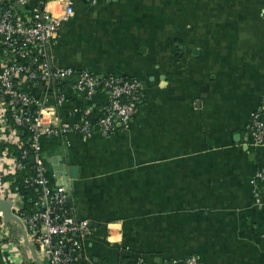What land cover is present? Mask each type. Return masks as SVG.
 <instances>
[{
	"label": "crops",
	"instance_id": "crops-1",
	"mask_svg": "<svg viewBox=\"0 0 264 264\" xmlns=\"http://www.w3.org/2000/svg\"><path fill=\"white\" fill-rule=\"evenodd\" d=\"M52 56L99 79L137 78L145 98L111 137L42 142L54 186L78 169L67 203L92 233L75 264H264V184L260 199L253 184L264 143L250 131L254 114L264 120V0H77ZM35 88L56 106L55 86ZM109 100L69 94L55 117L96 118ZM20 140L0 131V188L2 152Z\"/></svg>",
	"mask_w": 264,
	"mask_h": 264
},
{
	"label": "built area",
	"instance_id": "built-area-1",
	"mask_svg": "<svg viewBox=\"0 0 264 264\" xmlns=\"http://www.w3.org/2000/svg\"><path fill=\"white\" fill-rule=\"evenodd\" d=\"M76 1L0 0V131L11 136L21 133L17 150L2 152L6 159L3 175L14 181L23 179L26 188H33L38 194L25 213L23 197L5 180L0 188V200L13 203V214L23 221L27 239L44 264H75L92 229L89 221L80 220L69 207L68 191L51 183L42 155L43 140L78 136L86 141L98 133L111 137L119 126H130L137 110L135 105L144 95L142 82L137 78L99 79L88 69L59 67L53 62V45L62 25L75 16ZM88 1L96 5L114 0ZM32 3L36 4L33 9L29 8ZM42 83L45 87L55 86L56 106H46L45 101L36 97L35 87ZM101 90L107 91L110 100L98 117L87 116L76 124L58 122L57 107L67 101L69 94L93 98ZM250 131L256 145L264 143V120L259 113L253 115ZM260 183H264V171H259L253 179L259 199ZM18 246H24L21 232L18 240L14 238L10 224L0 212V264H25ZM164 264L200 262L190 257L183 262Z\"/></svg>",
	"mask_w": 264,
	"mask_h": 264
},
{
	"label": "water",
	"instance_id": "water-1",
	"mask_svg": "<svg viewBox=\"0 0 264 264\" xmlns=\"http://www.w3.org/2000/svg\"><path fill=\"white\" fill-rule=\"evenodd\" d=\"M74 81H77V79H75ZM45 84L42 83V85H37L36 87L39 90H43L44 89ZM37 97H39V94L37 95ZM31 162L34 163V158L31 159ZM63 168V167H61ZM60 168V170H61ZM63 170V169H62ZM59 179L57 186L60 187H64L67 191H73L74 190V181L78 179V169L77 167L71 166L69 168H67V173L66 172H60L59 174L56 175ZM65 177H68L67 179H65ZM64 178V179H63ZM71 199V197L67 198V201ZM18 206H21V203H17ZM12 206L13 203L11 201H4V200H0V212H2L3 214V219L6 223H17L19 226V230L22 234V237L24 238V247L27 251H29L30 255L32 256V258L36 261L37 264H44V262L39 258V256L36 253L35 248L33 247V245L28 241L27 239V234H26V230H25V226L23 221L15 216L12 212ZM27 254V252H26Z\"/></svg>",
	"mask_w": 264,
	"mask_h": 264
},
{
	"label": "trees",
	"instance_id": "trees-1",
	"mask_svg": "<svg viewBox=\"0 0 264 264\" xmlns=\"http://www.w3.org/2000/svg\"><path fill=\"white\" fill-rule=\"evenodd\" d=\"M109 77H116V76H109ZM107 77V78H109ZM123 80H133L134 78H122ZM145 101L144 95L142 98V101L135 105L136 109H138L143 102ZM7 181H10V186L14 191L19 193L23 199H24V212L26 213L30 207H31V201L35 200L37 198V193L34 191L33 188H26V186L23 184V179L13 180L12 178H6ZM264 183H260L259 185H263Z\"/></svg>",
	"mask_w": 264,
	"mask_h": 264
}]
</instances>
